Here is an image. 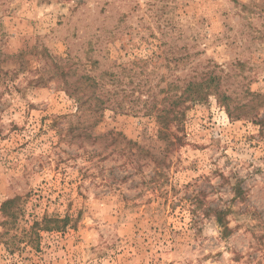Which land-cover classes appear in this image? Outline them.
Wrapping results in <instances>:
<instances>
[{"label": "rangeland", "instance_id": "1", "mask_svg": "<svg viewBox=\"0 0 264 264\" xmlns=\"http://www.w3.org/2000/svg\"><path fill=\"white\" fill-rule=\"evenodd\" d=\"M211 77L168 146L155 112ZM16 196L0 264H264V0H0V207ZM45 216L68 222L31 240Z\"/></svg>", "mask_w": 264, "mask_h": 264}, {"label": "trees", "instance_id": "2", "mask_svg": "<svg viewBox=\"0 0 264 264\" xmlns=\"http://www.w3.org/2000/svg\"><path fill=\"white\" fill-rule=\"evenodd\" d=\"M84 79L85 81L93 84V86H96L95 82H93V80L89 78V76L84 77ZM213 82H214L213 77L209 78L208 80L204 82H190L187 84V86L184 88V90L180 94H174L172 96H168L167 98H164L165 100L170 99L171 105L169 107H163L161 108V110H157L155 113H156L157 122L163 125V127H161L157 132L158 136H160L163 140H165L168 146L173 145L174 143L178 145L181 143V137L176 136V135H174V137L171 138L173 142L170 141L171 133L168 132L167 130L168 124L176 123L178 127L182 121V118L184 117L185 110L188 108V103H199V102L205 101L210 95L209 93H210L211 85ZM83 97H84L83 95L75 97L80 107L83 105L82 104L83 102L89 103L88 107L92 106V103H93V106L96 109L99 108L101 105H103V101L96 94H92V97L89 96L88 98H86L85 99L86 101H84ZM219 99H220V102L225 107H227V110H226L227 115L230 118H236V119L240 118L242 114L237 113L236 110L229 109V106L227 103V101H230L229 97L221 96L219 97ZM93 111H95V117H96V114L99 111L98 109L93 110ZM179 127L177 129H179ZM107 136H109L111 139H116L118 137L112 134H108ZM128 144H131V141H128ZM132 145H134L139 152L148 153L147 151H144L142 148H140L136 144H132ZM234 193H235V197L242 196V191L239 188L238 184L235 185L234 187ZM20 200H21V197L16 196L12 199H8L4 201L1 204L0 213L3 217V222H2L3 226L12 225L16 223L18 216L21 212V209H20L21 205L19 203ZM214 214L216 217L217 224L219 225V227L222 228L221 235L226 236L227 232L229 231V228L227 224L223 222L224 221L223 216L225 212L223 210H215ZM67 222H68L67 217L64 219H60L57 217H46L45 216L43 217L41 221H34L27 233L31 237V240H33V238L39 237L40 231L51 232V231L57 230L60 228L61 223L67 224Z\"/></svg>", "mask_w": 264, "mask_h": 264}]
</instances>
